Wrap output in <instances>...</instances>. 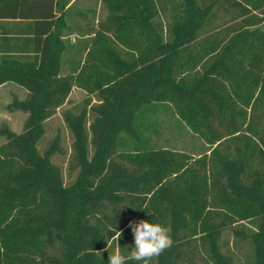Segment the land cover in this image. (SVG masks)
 <instances>
[{
    "label": "trees",
    "instance_id": "1",
    "mask_svg": "<svg viewBox=\"0 0 264 264\" xmlns=\"http://www.w3.org/2000/svg\"><path fill=\"white\" fill-rule=\"evenodd\" d=\"M90 2L0 0L36 46L0 58V86L28 92L8 104L23 130L0 126V264L127 258L141 219L171 228L151 264H264V0ZM161 112L203 151L158 142Z\"/></svg>",
    "mask_w": 264,
    "mask_h": 264
},
{
    "label": "rangeland",
    "instance_id": "2",
    "mask_svg": "<svg viewBox=\"0 0 264 264\" xmlns=\"http://www.w3.org/2000/svg\"><path fill=\"white\" fill-rule=\"evenodd\" d=\"M90 1L91 0H79V3L83 5L88 2L91 3ZM15 85L20 87L17 84ZM9 88L10 85L2 86L0 91V126L5 122L12 130L21 132L23 130V125L27 117V113L21 110L9 109L8 104L14 98L10 95L8 96L7 90H9ZM87 96L88 95L84 90L75 88L70 101L60 108V112L63 109L69 108L76 103L82 102ZM60 112L51 121L48 136H52L59 129L66 140L65 145L69 146V133ZM170 115L171 114L168 112H161L158 114V118L160 117L159 127L162 130V135L158 142L163 143L169 148L184 149L191 151L196 155L200 154L205 147L204 141L198 135H195L194 133L189 131L187 128H182L181 130H179L176 119H174Z\"/></svg>",
    "mask_w": 264,
    "mask_h": 264
},
{
    "label": "crops",
    "instance_id": "3",
    "mask_svg": "<svg viewBox=\"0 0 264 264\" xmlns=\"http://www.w3.org/2000/svg\"><path fill=\"white\" fill-rule=\"evenodd\" d=\"M74 14L67 16V22L70 25H73ZM33 29V22L23 19H1L0 18V58L2 54H12V55H33L35 45L32 42L34 33L31 31ZM67 29V28H66ZM65 29V30H66ZM67 31V30H66ZM67 43V47L70 48V53H79L80 52V43L78 46H75L76 34L63 35ZM74 47V48H73ZM84 47V46H83ZM89 49V47H88ZM74 54L69 56L66 60L67 65L73 64ZM16 83L7 82L0 86V91L2 86L10 85L9 90H7L8 96L25 98L27 96L26 88L18 87ZM18 85V84H17ZM19 92V93H18ZM74 90L72 91V93ZM70 95V99L72 96ZM19 94V95H18ZM69 102V101H68Z\"/></svg>",
    "mask_w": 264,
    "mask_h": 264
},
{
    "label": "clouds",
    "instance_id": "4",
    "mask_svg": "<svg viewBox=\"0 0 264 264\" xmlns=\"http://www.w3.org/2000/svg\"><path fill=\"white\" fill-rule=\"evenodd\" d=\"M129 228L134 236V245L131 247L129 256L126 258L117 248L108 255L107 264H127L128 260L135 261L137 264H151L153 260L173 246L169 226L141 219L138 222H130ZM120 236L121 232L118 231L117 241Z\"/></svg>",
    "mask_w": 264,
    "mask_h": 264
}]
</instances>
